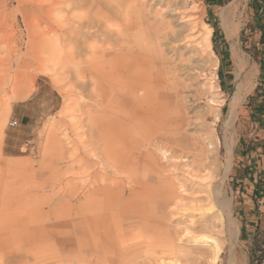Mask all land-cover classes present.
Returning <instances> with one entry per match:
<instances>
[{"label": "rangeland", "instance_id": "1", "mask_svg": "<svg viewBox=\"0 0 264 264\" xmlns=\"http://www.w3.org/2000/svg\"><path fill=\"white\" fill-rule=\"evenodd\" d=\"M61 1L0 0V114L5 113L0 124V264H210V257L204 254L210 245L196 246L189 235L213 234L226 242L230 234L223 218L217 214L208 218L194 205L195 199L203 202L206 196V188L195 176L202 173L199 163L206 166L209 162L207 120L219 138L220 173L213 171L212 181L224 171V142L230 139L232 146L222 196L239 228L236 239L231 234L235 264H262L264 89L254 83L264 59V0H235L228 7L227 23L237 28L231 38L221 25L220 12L233 0H171L170 10L161 0L142 4L143 30L151 32L163 24L180 35L173 47L185 54L181 62L166 46L155 49L163 55L161 60L156 58L155 67L163 79L165 116L175 118L161 130L167 137L157 139L168 158L159 155L165 168L162 180L179 196L173 200H168L158 189L159 182L148 174L151 188L144 192L141 165L108 175L91 163L95 134L87 133V118L81 117L90 109L89 69L84 65L62 67L57 55L54 61L48 56L51 51L46 43L58 39L60 44L58 36L67 27L61 21ZM203 22L216 27L210 48L218 59L215 85L220 88L219 101L223 100L215 108L216 119L208 114L206 98L198 94L204 79L183 68L209 67L204 64ZM136 40L117 39L124 48L121 52L128 53L127 45H137ZM238 66L249 84L244 100L232 110L229 104ZM222 74L226 79L221 82ZM11 120L17 124L10 126ZM105 179L121 195L117 208L108 211L107 217L101 201ZM88 194L97 200L82 215L77 208ZM105 218L111 226L107 237L103 228L98 229L99 234L96 231ZM173 242L180 243L186 253L163 252L164 244ZM227 259L225 244L217 264H227Z\"/></svg>", "mask_w": 264, "mask_h": 264}, {"label": "bare ground", "instance_id": "2", "mask_svg": "<svg viewBox=\"0 0 264 264\" xmlns=\"http://www.w3.org/2000/svg\"><path fill=\"white\" fill-rule=\"evenodd\" d=\"M234 1L225 6L220 12L221 25L224 26L228 38L233 37L237 31L235 25H228L225 17L228 7ZM144 2L147 3V0H62L60 8L61 21L67 27L62 29L61 34L59 33L60 44H58V39L55 41L49 40L46 44L47 47H50L51 52L48 53L50 54L48 56L51 57V61H54L52 58L57 55L58 59L56 61L62 67H83L84 65L89 69L87 83L89 84L91 102L87 106L90 109L83 112L81 117L87 118L86 125L89 126L86 130L87 133L95 134V149L94 152L92 151L93 159L91 162L93 166H97L99 170L105 172L104 174L109 175L115 174L118 169H125V172L133 171L135 165H141L144 170L143 174H145L143 176L145 177L144 192L151 188L146 180V174H148L159 182L158 189L160 188L165 193L168 200H173L179 198V196L175 194L168 181L162 180V173L165 168L159 162V155H161L160 159L167 161L168 158L166 150L159 145L157 139L167 137L166 133H162L161 130H164V127L170 125L172 121L174 122L175 118L165 116L166 107L163 105V100L166 97L163 95L164 91H162L164 90L163 79L155 67L156 58L161 60L163 55L155 49L157 46H166L169 51L177 54L181 62L184 61L182 57L185 54L179 50V47L178 49L173 47V44L180 41V35L173 30L166 29L162 26L163 24L153 27L151 29L153 32H150L149 28L143 30L142 27L146 24L140 19V10ZM159 2H162L167 10L172 9L171 0H161ZM133 17H137L136 21ZM69 24L72 26H69ZM212 30L210 24L202 23L201 39L204 41V49L206 50L204 64L209 67H203L199 64L198 67L190 65L191 67L183 68L186 71H193L195 77L204 79L203 83H199L200 91H198V94L206 98L207 109H209L208 114H213V119H216L215 108L221 106L223 100L219 101L217 92L220 91V88L215 85L218 59L210 48ZM122 38H138L136 40L137 45H127L128 49L126 50L128 53H122L121 51L124 48L117 42V39ZM134 47L138 48L141 53L135 52ZM188 63L190 64V62ZM237 68L233 95L230 104L228 102L232 106V110L244 100L249 84L245 77L242 79V66ZM79 74L83 75V72H79ZM138 89L141 92L140 96H137ZM4 117L5 113L0 114V124L3 122ZM205 123L209 127V133L205 136L207 141L205 152L208 153L207 159H209L206 166L209 167H206L202 162L199 163L203 174L200 173L201 175L195 176V178L202 182V187L206 188V196L203 202L200 199H195L194 205L198 206L197 211L199 210L202 215L208 218L212 216L211 214H217L221 219L223 218V224L227 228L230 237L225 242V240L219 239L213 234L200 233L189 235L191 238V241H189L196 246L204 243L210 245L211 249L204 251L205 256L210 257V264L218 263L226 244L228 250L227 264H235L234 244L231 240L233 238L231 234L238 232L239 228L237 222L231 216L229 205H225L223 202L224 195L222 196V183L226 180L224 177L227 176L230 170L232 146L230 139L224 142L226 150V159L223 164L224 171L218 180L212 181L213 171L220 173L219 163L217 164L219 138L211 128V120H207ZM127 127L133 129L128 131ZM126 128L128 132H126ZM84 143L80 145H84ZM138 146L141 149L137 148ZM156 151L158 153H155ZM99 172L97 173L99 174ZM106 179L102 182L104 187L101 190V201L105 204L102 210H106L105 216L107 217L108 211L111 212V210L117 208L121 195L113 186L108 184L109 182ZM129 189L134 190L132 186H129ZM144 192L142 191V193ZM95 200L97 198L93 194L86 195L84 201L78 205V211L85 215L86 210L91 208ZM100 223L101 227L95 230L98 232V229L103 228L104 236L107 237V234H109L108 229L111 228V226L109 227V221L105 218ZM235 237L234 234V239H236ZM178 244L180 243L164 244L163 252L169 254L186 253Z\"/></svg>", "mask_w": 264, "mask_h": 264}, {"label": "crops", "instance_id": "3", "mask_svg": "<svg viewBox=\"0 0 264 264\" xmlns=\"http://www.w3.org/2000/svg\"><path fill=\"white\" fill-rule=\"evenodd\" d=\"M222 69V68H221ZM227 72H229V71H227ZM225 76L222 74L221 75V82L222 81H225ZM255 86L257 87V88H263L264 89V59L262 60V62H260V64H259V78L256 80V83H255ZM260 97H262V96H260ZM263 160V159H262ZM255 191H257V188H255ZM261 197H263V195H264V191L261 193ZM256 195H254V197H255ZM250 199H251V201H253L252 200V197H249Z\"/></svg>", "mask_w": 264, "mask_h": 264}, {"label": "built area", "instance_id": "4", "mask_svg": "<svg viewBox=\"0 0 264 264\" xmlns=\"http://www.w3.org/2000/svg\"><path fill=\"white\" fill-rule=\"evenodd\" d=\"M16 124H17V121H16V120H11V121L9 122V125H10V126H14V125H16ZM262 264H264V260H263Z\"/></svg>", "mask_w": 264, "mask_h": 264}, {"label": "trees", "instance_id": "5", "mask_svg": "<svg viewBox=\"0 0 264 264\" xmlns=\"http://www.w3.org/2000/svg\"><path fill=\"white\" fill-rule=\"evenodd\" d=\"M212 26H213L212 28L216 29L215 25H212ZM263 31H264V29H263Z\"/></svg>", "mask_w": 264, "mask_h": 264}]
</instances>
